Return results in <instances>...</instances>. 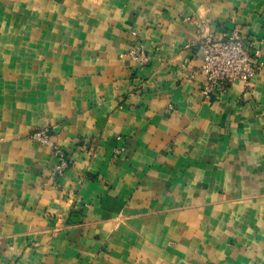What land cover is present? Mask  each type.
I'll return each mask as SVG.
<instances>
[{
  "label": "crops",
  "instance_id": "obj_1",
  "mask_svg": "<svg viewBox=\"0 0 264 264\" xmlns=\"http://www.w3.org/2000/svg\"><path fill=\"white\" fill-rule=\"evenodd\" d=\"M203 22L260 76L205 96ZM0 264H264V0H0Z\"/></svg>",
  "mask_w": 264,
  "mask_h": 264
},
{
  "label": "built area",
  "instance_id": "obj_2",
  "mask_svg": "<svg viewBox=\"0 0 264 264\" xmlns=\"http://www.w3.org/2000/svg\"><path fill=\"white\" fill-rule=\"evenodd\" d=\"M208 24H198L202 52V65L199 72L206 77L203 94L223 92L224 89L237 80L250 83L259 77L263 70L261 61V48L255 46V41L246 37L239 25L231 30H225L217 37L207 29ZM129 54L138 62L144 63L148 53L143 44L134 46ZM30 138L48 145L52 148L56 164L50 178L54 179L65 173L71 164L62 147L53 140L50 129L39 128L31 132ZM125 148L116 149V154H121Z\"/></svg>",
  "mask_w": 264,
  "mask_h": 264
}]
</instances>
